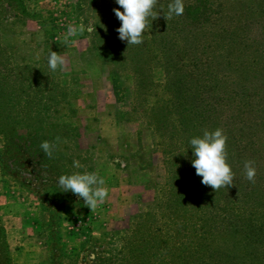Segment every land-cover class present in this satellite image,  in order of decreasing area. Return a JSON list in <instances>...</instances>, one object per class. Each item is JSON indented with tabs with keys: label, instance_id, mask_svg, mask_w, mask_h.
Wrapping results in <instances>:
<instances>
[{
	"label": "trees",
	"instance_id": "1",
	"mask_svg": "<svg viewBox=\"0 0 264 264\" xmlns=\"http://www.w3.org/2000/svg\"><path fill=\"white\" fill-rule=\"evenodd\" d=\"M21 2L0 0V29ZM171 2L158 0L160 16L140 45L119 38L116 0L77 5L88 15L83 25L90 51L111 67L114 89L119 80H132L131 111L142 113L168 171L148 210L110 234L121 246L96 264H264V0H184L183 15L167 21ZM89 24L96 31L89 33ZM8 50L0 35V97L10 114L6 129L42 132L50 104L56 109L60 98L44 89L48 78L41 66L36 74L19 67ZM156 69L163 70V84L154 79ZM23 81L28 91L22 90ZM217 128L228 136L235 176L233 186L216 192L196 174L190 140ZM249 160L257 169L255 183L245 175Z\"/></svg>",
	"mask_w": 264,
	"mask_h": 264
},
{
	"label": "rangeland",
	"instance_id": "2",
	"mask_svg": "<svg viewBox=\"0 0 264 264\" xmlns=\"http://www.w3.org/2000/svg\"><path fill=\"white\" fill-rule=\"evenodd\" d=\"M78 2L22 0V6L11 11V16L1 24L0 35L14 64L31 67L34 74L41 66L48 78L44 89L57 94L60 103L55 109L49 102L51 109L44 131L18 127L13 133L4 124L10 114L0 97V249L4 250L0 252V264H96L98 259L109 258L112 250L121 246L119 237L111 239L110 234L127 229L133 216L145 213L168 178L163 155L154 146V136L142 113L131 111L132 80L121 79L114 89L111 67L91 53L85 30L82 35L68 36L65 44L68 26L79 27L88 16L80 13ZM13 15L17 19L11 18ZM51 51L64 55L66 65L62 70L58 68V74L49 76ZM154 79L156 83H164L162 69L154 71ZM22 90H29L24 81ZM84 94L90 98L83 99ZM97 104L103 113H96ZM79 109L94 119L92 126L75 125ZM102 114L117 123H133V128L148 131L157 160L155 179L143 185L151 198L142 192L135 195L137 204L135 201L130 206L122 204L120 210L115 206L117 203L106 200L92 212L82 199L70 191H61L58 185L61 175L96 172L110 178L106 182L110 190L116 187L117 178H138L137 168L129 161L139 159L141 167L146 168L151 157V152L140 147L139 137L130 142L134 146L130 153L126 148L114 153L112 144L95 129L101 124ZM36 135L39 140L32 141ZM26 136L27 140L19 138ZM45 136L48 140L44 141L54 144L52 158L39 147ZM121 139L122 145L127 146L128 138L124 135ZM74 161H79L81 167H74Z\"/></svg>",
	"mask_w": 264,
	"mask_h": 264
},
{
	"label": "clouds",
	"instance_id": "3",
	"mask_svg": "<svg viewBox=\"0 0 264 264\" xmlns=\"http://www.w3.org/2000/svg\"><path fill=\"white\" fill-rule=\"evenodd\" d=\"M120 6L113 11L121 22L117 29L119 38L126 41L128 45H140L144 42V35L153 20L159 18L155 11L158 0H116ZM121 9H123L121 11ZM162 11V9H161ZM185 11L184 0H172L168 4L164 18L168 21L173 16L183 15ZM85 30L83 24L79 27L69 25L65 44L68 36L82 35ZM87 31H96V27L89 24ZM48 65L53 71L63 69L66 65V57L58 52L51 51L48 55ZM57 137V141H59ZM228 136L222 128L214 131L203 130L202 136L194 137L190 140L193 149L194 159L192 166L196 169V174L202 177V184L210 186L216 192L222 187L233 186L235 173L232 166L228 163L227 152ZM40 149L49 158L53 157L54 144L49 141H42ZM74 167H81L79 161H74ZM252 160L244 164L245 175L248 181L255 183L257 169ZM59 188L63 192H71L84 201L92 212L102 205L109 196V189L106 181L96 172L74 173L61 175L58 179Z\"/></svg>",
	"mask_w": 264,
	"mask_h": 264
},
{
	"label": "crops",
	"instance_id": "4",
	"mask_svg": "<svg viewBox=\"0 0 264 264\" xmlns=\"http://www.w3.org/2000/svg\"><path fill=\"white\" fill-rule=\"evenodd\" d=\"M83 99L90 98L88 94L83 95ZM96 113H103L104 111L101 107L100 104H97L95 107ZM90 115L83 114L80 109L77 113L76 119H75V125L78 127H85V126H92V122H94L93 118H89ZM102 120V121H101ZM101 124L98 128H95L98 133L100 134L102 139H105L107 142H110L112 144V150L114 153H119L120 151L126 150L131 151L134 150V146L131 144L132 141H137L139 137V144L140 147L144 152H151V157H150V165L147 166L146 168L141 167V161L137 159L134 163H131L129 161L128 163L130 165H134L137 168V174L136 177L138 178H117L119 180L117 182L116 187L111 188L109 190V196L106 200H109L110 202H115V206L119 209L120 205H133V201L137 204V201L135 200V195H141L142 192H144V196L150 197L151 198V193H146L143 189V185L145 183H149L153 181L154 174H155V165H156V160H157V155L152 153L153 149V144L152 141L150 140V134L146 130H138L137 128H133L132 124L133 123H120L116 121H112L108 116H104L103 114L100 117ZM139 134V135H138ZM126 136L128 138V145H122V136ZM131 142V143H130ZM126 146V147H125ZM125 150V151H126ZM109 165V164H108ZM113 167L112 165H109ZM105 181L107 182L110 180V178H104ZM137 193V194H135ZM111 196V197H110ZM112 196H115V198H112ZM148 197V198H149ZM138 197L136 196V199ZM132 208H134L132 206ZM125 210V208H124Z\"/></svg>",
	"mask_w": 264,
	"mask_h": 264
}]
</instances>
